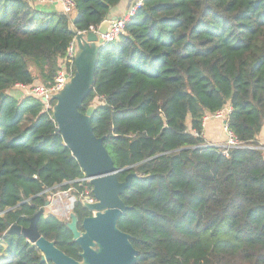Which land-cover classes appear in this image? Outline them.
<instances>
[{
    "label": "trees",
    "instance_id": "obj_1",
    "mask_svg": "<svg viewBox=\"0 0 264 264\" xmlns=\"http://www.w3.org/2000/svg\"><path fill=\"white\" fill-rule=\"evenodd\" d=\"M72 1L74 15L0 0V264H51L11 226L29 227L58 188L92 192L58 133L55 102L9 92L54 86L72 20L80 33L98 29L122 0ZM96 100L94 133L119 181L136 175L118 222L136 264H264V0H143L100 50L81 111ZM226 107L240 143L228 155L204 139L205 118ZM74 213L82 230L92 213L79 199ZM38 229L81 261L63 221L44 214Z\"/></svg>",
    "mask_w": 264,
    "mask_h": 264
},
{
    "label": "water",
    "instance_id": "obj_2",
    "mask_svg": "<svg viewBox=\"0 0 264 264\" xmlns=\"http://www.w3.org/2000/svg\"><path fill=\"white\" fill-rule=\"evenodd\" d=\"M115 20L108 19L97 32H78L75 28L76 18L70 24L75 36L76 72L62 90L51 95L50 100L55 102L52 111L58 133L83 169L96 202L88 204L82 201L85 209L92 213L82 221V230L79 229V219L75 213L71 214V221L65 223L81 249V261L67 256L57 248L55 242L39 233L38 225L45 209L29 220V227L11 226L9 233L22 235L41 251L42 263L136 264L137 261L139 252L133 247L131 236L118 227L119 219L128 210L122 196L131 188L136 175L131 174L124 181H119L118 174L122 171L115 167L105 148V137L98 138L94 133L92 118L97 105H91L86 112L81 111L95 88L100 50L107 46L102 36L108 33Z\"/></svg>",
    "mask_w": 264,
    "mask_h": 264
},
{
    "label": "built area",
    "instance_id": "obj_3",
    "mask_svg": "<svg viewBox=\"0 0 264 264\" xmlns=\"http://www.w3.org/2000/svg\"><path fill=\"white\" fill-rule=\"evenodd\" d=\"M47 2L51 3H59L62 6L63 13L66 15H74L75 11V4L72 0H47ZM143 6V0L137 1L128 11V13L117 20H115L111 27L108 30V33L106 35H103L102 38L104 40V44H112L119 40L120 36L124 33L126 24L134 18L136 13L140 8ZM89 32H97V29H91ZM75 39L72 40V42L69 44V47L66 52V56L64 60L62 61L63 64L61 66V70L55 80L54 86L48 88L43 85H33V86H22L18 85L16 87H20L24 90L30 89V95L33 96L41 101H43L47 106L50 103L51 95L62 90L67 83V81L74 76L76 70L75 67ZM231 113V108L226 107L223 110L217 112L216 114L212 116H208L204 120L205 123L210 120V118L221 121L223 123L225 132H226V141L225 143L219 144V145H208V146H214L220 148L225 155H228L229 151L234 148L240 147V143L236 136L229 130L228 124L225 125L224 122H228V116ZM205 146V147H208ZM85 175V173H84ZM80 185L83 186L84 183H88L86 180V177L84 176L83 179L79 180ZM93 193L90 192L88 189H85L84 192H82L78 199L80 201H85L88 204H93L96 202L95 196L92 195ZM76 203V198H71V205L69 206L71 209H74ZM48 207H55L57 211H63L62 208V202L59 200H53L52 202H49V205L45 206V208Z\"/></svg>",
    "mask_w": 264,
    "mask_h": 264
},
{
    "label": "crops",
    "instance_id": "obj_4",
    "mask_svg": "<svg viewBox=\"0 0 264 264\" xmlns=\"http://www.w3.org/2000/svg\"><path fill=\"white\" fill-rule=\"evenodd\" d=\"M31 4V6L43 13L47 14H53V13H63L62 6L59 3H51L47 1H39V0H28ZM139 0H122L120 4L115 7L111 14L109 19H119L121 17H124L130 8ZM63 60L60 61V66H62ZM215 120V119H213ZM218 121V120H217ZM210 120H208L204 125V139L207 142H213V143H220L223 144L226 141V132L223 126V123H221V129L218 126V123L215 121H211L210 124H208ZM210 128L209 130H213L215 133H219L218 136L213 137L211 135V132L207 130V128ZM264 135V132H263Z\"/></svg>",
    "mask_w": 264,
    "mask_h": 264
},
{
    "label": "rangeland",
    "instance_id": "obj_5",
    "mask_svg": "<svg viewBox=\"0 0 264 264\" xmlns=\"http://www.w3.org/2000/svg\"><path fill=\"white\" fill-rule=\"evenodd\" d=\"M35 85H43V83L41 82V81H37L36 83H35ZM44 86V85H43ZM29 88H30V86H29ZM9 92L11 93V95H13V96H15V97H17V98H19V99H22V98H24V97H26V96H29L30 95V89H28V90H24V89H22V88H20V87H15V88H13V89H11V90H9ZM8 92V93H9ZM98 104V101L96 100L95 102H94V105H97ZM211 121H215V122H217L218 123V126H219V128L221 129V121H217V120H213L212 118H210V122L208 123V124H210L211 123ZM210 128L208 127L207 128V130H209ZM210 132H211V135L213 136V137H216V136H218L219 135V133H215L212 129L211 130H209ZM259 139H260V142L262 143V144H264V135H263V133L260 135V137H259ZM225 143V142H224ZM223 143V144H224ZM206 144H208V145H219L220 143H213V142H207L206 141ZM222 144V145H223ZM76 194H75V192H74V190L73 189H71V190H69V191H66V192H64V191H61V189L60 188H58V189H56V190H54L53 191V193H52V195L48 198V202L47 203H49V202H52L53 200H59V201H61L62 202V208H63V211H57V209L55 208V207H48V208H44L45 209V216H50V215H52V216H55V217H57L59 220H61V221H63L64 223H67V222H70L71 221V214H73L74 213V209H71L69 206L71 205V198L73 197V198H76V203H77V201H78V198L75 196ZM76 203H75V205H76ZM69 207V208H68ZM68 208V209H67ZM75 208V207H74ZM65 209V210H64ZM67 212V213H66ZM66 214V215H65Z\"/></svg>",
    "mask_w": 264,
    "mask_h": 264
},
{
    "label": "bare ground",
    "instance_id": "obj_6",
    "mask_svg": "<svg viewBox=\"0 0 264 264\" xmlns=\"http://www.w3.org/2000/svg\"><path fill=\"white\" fill-rule=\"evenodd\" d=\"M68 208H69V207H68ZM68 208H67V209H68ZM64 210H65V209H64ZM66 213H67V212H66ZM65 215H66V214H65Z\"/></svg>",
    "mask_w": 264,
    "mask_h": 264
}]
</instances>
